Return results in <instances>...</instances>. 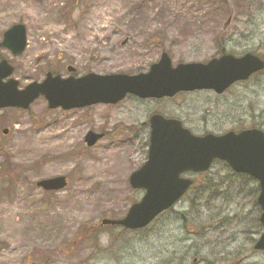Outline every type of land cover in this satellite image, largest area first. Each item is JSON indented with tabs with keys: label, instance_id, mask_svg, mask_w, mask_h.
Listing matches in <instances>:
<instances>
[{
	"label": "rangeland",
	"instance_id": "1",
	"mask_svg": "<svg viewBox=\"0 0 264 264\" xmlns=\"http://www.w3.org/2000/svg\"><path fill=\"white\" fill-rule=\"evenodd\" d=\"M16 23L26 48L14 56L0 47V60L18 88L47 72L135 75L163 51L173 66L246 52L264 60V0H0V42ZM153 114L197 136L264 131V70L222 94L127 95L70 110L50 109L40 96L26 110L0 109V264H171L183 256L189 264L195 256L264 264V251L253 249L262 232L258 183L222 161L184 174L192 187L145 228L99 225L123 217L144 193L128 177L146 160ZM88 131L102 135L91 147ZM59 175L68 179L62 190L35 185Z\"/></svg>",
	"mask_w": 264,
	"mask_h": 264
},
{
	"label": "water",
	"instance_id": "2",
	"mask_svg": "<svg viewBox=\"0 0 264 264\" xmlns=\"http://www.w3.org/2000/svg\"><path fill=\"white\" fill-rule=\"evenodd\" d=\"M230 19H228V24ZM0 47L14 56L26 48V30L22 23L13 24L2 35ZM264 69V60L247 52L241 56L223 54L207 62L178 63L173 66L166 52L160 54L146 72L99 75L87 73L80 77L45 74L18 88V80L10 77L13 67L0 60V109L26 110L38 97L47 101L50 109L70 110L102 103L115 104L127 94L138 98L173 97L179 92L213 90L220 94L237 81L247 80ZM68 71H74L71 66ZM149 143L145 162L129 175L133 189H143L139 201L128 208L120 219H103L104 225H117L136 230L146 227L157 215L167 210L188 190L192 180L185 173H201L214 160H221L237 173L249 175L259 185L257 204L261 213L262 233L254 244L264 250V132L257 128L221 135H193L175 118L160 114L149 117ZM4 133L6 130L3 131ZM101 134L87 132L84 142L93 146ZM67 184L66 177L54 176L36 182L45 191H59Z\"/></svg>",
	"mask_w": 264,
	"mask_h": 264
},
{
	"label": "flooded vegetation",
	"instance_id": "3",
	"mask_svg": "<svg viewBox=\"0 0 264 264\" xmlns=\"http://www.w3.org/2000/svg\"><path fill=\"white\" fill-rule=\"evenodd\" d=\"M185 257L183 256V257H180V258H175V257H172V259L171 260H173V261H171V264H189L188 262H186L185 261ZM198 261V257H193V262H192V264H196V262ZM170 262V261H169ZM191 264V263H190ZM197 264H204V263H201L200 261H198V263Z\"/></svg>",
	"mask_w": 264,
	"mask_h": 264
},
{
	"label": "trees",
	"instance_id": "4",
	"mask_svg": "<svg viewBox=\"0 0 264 264\" xmlns=\"http://www.w3.org/2000/svg\"><path fill=\"white\" fill-rule=\"evenodd\" d=\"M192 187V186H191ZM100 225V224H99ZM101 226V225H100ZM94 227V226H93ZM92 229L86 230L85 233H89Z\"/></svg>",
	"mask_w": 264,
	"mask_h": 264
}]
</instances>
